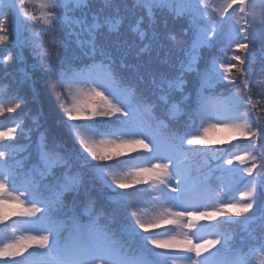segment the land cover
I'll return each mask as SVG.
<instances>
[{
	"label": "snow or ice",
	"instance_id": "obj_1",
	"mask_svg": "<svg viewBox=\"0 0 264 264\" xmlns=\"http://www.w3.org/2000/svg\"><path fill=\"white\" fill-rule=\"evenodd\" d=\"M164 14L187 20L190 42L160 32ZM257 35L264 61V0H12L0 11V45L30 48L33 70L54 78L51 90L78 144L56 143L36 116L35 127L24 118L0 125V264H251L249 256L264 264V218L247 248L245 239L237 247L216 224L201 223L232 222L264 195V81L254 82L257 53L250 48ZM164 41L175 56L163 62L167 68L149 71L146 84L136 66L134 78L124 74L131 51L138 58ZM12 59L8 52L0 65ZM31 79L24 71L19 83ZM26 102L19 87L6 86L0 117ZM182 117L192 131L180 130ZM85 125L89 136L79 131ZM216 130L246 147H215L209 135ZM18 135L27 144L17 145ZM33 144L38 163L25 170L16 157ZM193 156L204 158L195 180L187 164ZM86 181L110 193L107 226L80 223L75 198ZM12 217L19 219L9 224Z\"/></svg>",
	"mask_w": 264,
	"mask_h": 264
},
{
	"label": "trees",
	"instance_id": "obj_2",
	"mask_svg": "<svg viewBox=\"0 0 264 264\" xmlns=\"http://www.w3.org/2000/svg\"><path fill=\"white\" fill-rule=\"evenodd\" d=\"M213 2L219 5L223 2V0H213ZM10 3H12V0H0V11H6L7 5H9ZM98 7H100V4L96 3L94 5V8ZM77 15H79V13H77ZM157 24L161 33L171 31L177 35L178 39H181L186 43L190 42L191 32L189 31L188 35L183 34V29L187 27L186 19H173L171 15L164 14L157 17ZM165 25L167 26L165 27ZM25 27L28 29L25 35H30L31 32L34 31L30 23H26ZM10 31V38L14 39L17 35L15 18L13 19V23L10 26ZM257 32L259 33L258 29ZM112 39L116 40L117 38L113 37ZM120 39L124 38L121 37ZM128 40L129 42H131V36L128 37ZM163 43L164 46L162 48H159L158 50L154 48L150 52L142 53L138 58L135 54V50L131 51L126 58V63L130 66L124 69V74L126 76H132L134 78L137 75V72L132 66H136V68L139 69V73L145 76L146 84L148 79L147 73L149 71L158 67L167 68V65L163 62L166 59L169 60V62H174L175 56H168V49L173 47L171 43L168 41H164ZM72 48H75L74 44L72 45ZM250 48L255 49L257 53V61L252 65V75L254 82L258 84L264 81V61H261V59L259 58V35H257L255 39L250 41ZM76 51L77 53L79 52V50ZM8 52L12 53L13 59L7 63L6 67L0 65V91L5 90L6 86H10L13 90L19 87L21 95L24 96L27 102L22 106L21 109H18L17 112L10 114L6 113L3 117H0V125L8 127L12 125L13 121L24 118L25 123L29 127H35L31 122V117L36 116L39 120L41 131H46L56 143L63 144L68 149H72L74 145L78 144V140H76L72 136L68 126L63 123L62 106L57 102L55 93H53L51 90V84L55 82L54 78L50 80L49 76L45 75V73L41 70H33L32 65L35 64L36 61L31 54L30 48L25 47L22 50H19L14 45H0V56L6 55L8 54ZM215 54H219L218 51ZM229 54L231 55V53ZM17 55L22 56L24 61L23 63L18 62V60L16 59ZM208 55L209 53L205 51V58H207ZM116 56L117 61H119V54L117 53ZM85 63L90 64L92 63V61L85 58ZM24 71L31 73L32 79L20 84L19 82L23 79ZM187 79L190 82H194L195 74H189ZM144 86V84H141V87ZM189 87H191V84L189 85ZM223 90L225 91V94H227L228 89L224 88ZM25 113H27V116H25ZM179 127L181 131H192V129L187 128L186 118L183 117L179 121ZM79 131L85 136L91 135L86 125L84 127H81ZM35 138L36 133L33 132V142L35 141ZM96 138L99 139L100 137ZM209 138L212 141L216 142L214 145L215 147L227 149L229 152L235 150L233 146H236V148L239 149H243L246 147V144L242 139L232 140L230 137V133L225 130L212 132L210 133ZM15 143L17 145H25L27 144V141L18 135L15 138ZM196 147L202 146L198 145ZM16 159L22 161L23 168L25 170L31 168L33 165H36L38 161L36 159L34 151V144L33 147L29 148L27 151L18 152ZM187 164L191 169V176L193 180H195L197 178V169H201V171L203 170L204 158L200 156H193L189 159ZM22 179L23 177L17 179V185L22 182ZM243 188L244 185L241 184L238 187V190L234 193H231L230 196H238L239 190H243ZM109 195L110 193L99 185L88 183L86 181L85 187L81 189L79 195L75 198L76 203L81 210L79 212L80 223L90 224L95 221L100 227L107 226L109 223L107 214L110 213L113 208V205L109 200ZM68 199L69 201H71L72 197L70 196ZM89 201L94 202L93 211L90 215H85L83 214L82 210L88 205ZM253 217H255L256 219L254 222H251V218ZM261 218H264V195L258 196L256 205L252 210H250L249 213L240 217H234L232 222H227V219L225 217H217L216 220L210 222L205 221V223L216 224L220 231L225 234L232 235L237 247H241V239H245L247 243L246 245H244V247L247 248L253 243V238L249 237L248 234L255 231L256 236H259L258 224ZM17 219L19 218L12 217V219L8 223L11 224ZM159 230L160 229H157V231ZM4 237L5 233L3 232L2 227H0V240L4 239ZM157 251L162 250L157 249ZM213 251H215V249H213ZM30 259L39 258L31 257ZM249 260L251 261V264H255V261L252 260L251 256H249Z\"/></svg>",
	"mask_w": 264,
	"mask_h": 264
},
{
	"label": "rangeland",
	"instance_id": "obj_3",
	"mask_svg": "<svg viewBox=\"0 0 264 264\" xmlns=\"http://www.w3.org/2000/svg\"><path fill=\"white\" fill-rule=\"evenodd\" d=\"M258 2V1H257ZM219 130H216V131H213V132H218ZM201 223H205V221H201ZM206 238H211V237H206ZM194 242H198V241H195V238H194ZM210 251H213V249H210ZM218 259V258H217Z\"/></svg>",
	"mask_w": 264,
	"mask_h": 264
}]
</instances>
